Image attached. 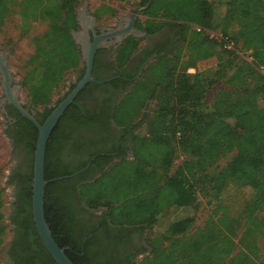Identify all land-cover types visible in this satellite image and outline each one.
Segmentation results:
<instances>
[{
	"label": "trees",
	"instance_id": "obj_1",
	"mask_svg": "<svg viewBox=\"0 0 264 264\" xmlns=\"http://www.w3.org/2000/svg\"><path fill=\"white\" fill-rule=\"evenodd\" d=\"M146 1L139 0L136 5L143 6ZM76 2L0 0V26L13 6L18 7L22 18L46 22L45 29L32 37L33 50L19 82L25 87L28 109L41 107L40 118L34 116L38 123L74 85L70 83L52 106L47 105L51 89L59 85L66 72L80 64L79 50L70 34L78 27ZM101 10L113 12L108 5H101ZM135 14V28L144 33L172 26L174 46L166 52L156 51L138 77L131 80L129 90L117 102H111L107 117L116 126L125 130L129 127L127 149L131 158L120 157L104 169L99 167L98 176L80 182L84 179L80 180L81 175L88 170L84 168L86 163L90 160L91 165L106 157L107 152L89 153L73 168L59 161L63 139L67 140L62 137L64 125L80 124L85 117L75 102L82 89L57 119L45 144L43 177L73 175L44 185L43 217L51 237L58 247L64 248L72 264H99L87 250L82 232L77 238L71 235V205L77 201L82 208H101L104 228L113 226L118 234L138 230L143 235L149 250L129 264H259L255 261V242L259 237L264 242V215H257L264 209V106L259 104L260 99L264 100V0H150ZM139 41L141 38L132 35L121 41L113 53L115 70L119 72L108 77L122 76ZM225 43H230L231 48L227 49ZM239 45L249 51L248 60L236 53ZM212 56L216 60L213 70L197 68L198 62ZM94 61L95 56L93 67ZM93 67L94 78L104 79L94 74ZM190 68L192 72L188 71ZM82 72L83 67L77 79ZM118 79L114 77L100 85L86 83L84 88H100ZM148 100L149 112H142ZM20 118L26 125L28 166L20 199L12 206L27 211L31 222L30 183L36 129L24 117ZM177 157L180 160L170 172ZM222 159L224 162L219 165ZM75 182L78 184L73 186ZM230 185L250 189L237 217L244 225L238 243L246 250L232 253L233 228L224 234L213 222L185 235L194 220L192 215L171 221L159 233L144 236L166 208L195 210L198 196L210 204ZM2 203L0 188V245L6 228ZM237 219L232 222L238 223ZM7 221V225L15 223L11 216ZM36 240V247L21 251L16 264H55ZM38 247L44 250H36ZM108 253L103 251L102 255Z\"/></svg>",
	"mask_w": 264,
	"mask_h": 264
},
{
	"label": "flooded vegetation",
	"instance_id": "obj_2",
	"mask_svg": "<svg viewBox=\"0 0 264 264\" xmlns=\"http://www.w3.org/2000/svg\"><path fill=\"white\" fill-rule=\"evenodd\" d=\"M134 15L136 17L135 13ZM133 26L135 28V22ZM107 29L106 27H95V33H100ZM175 39V29L170 25H164L153 33H144L141 37V44L126 61L124 70L121 72L123 73L121 74L122 76L114 75L120 77V79L100 88L93 86L83 87L82 92L76 97V106L82 110L81 113L85 117L83 118L84 120L81 119L80 124L66 123L64 125L66 127L63 129L62 137L65 136L67 140L62 138L60 163L73 168L81 160H84L89 153L96 150H107L106 157L98 158L91 165L88 163L86 166L88 170L85 174L81 175L80 180L84 179L80 182L90 180L87 178L91 176H98L99 167L104 169L112 161L118 160L120 157L131 158V152L127 149L129 143L128 137L130 136L127 133L129 127L125 130L123 127L116 126L107 117L111 102H117L129 90L132 85L131 80L138 77L139 74L136 77V73L138 70L141 71L145 64L142 67L141 65L146 60L151 59L156 51L161 53L172 49ZM121 41L119 43L110 42L95 51L93 67L95 75L107 78L110 73L119 72L115 70L113 53ZM80 68H77L75 78L71 83L76 81ZM22 105L25 104L22 103ZM150 106L151 100H148L141 111L149 112ZM18 114L10 104L5 102L0 105V116L4 121L3 135L10 141L12 155L15 160V163L9 167L4 180L5 184L9 186L11 196L7 218L13 217L15 223H9L8 238L0 245V257L3 264H16L21 251L30 250L29 246L36 247V238H38L31 216L30 220L32 223L27 219V211L16 207L14 204L12 206V202L20 199V194L24 187L23 174L28 166L26 159V125L21 120L20 114ZM33 115L40 118V111L33 110ZM5 130L7 131L6 133H4ZM108 159H111V161ZM8 179H11L9 183ZM77 184L78 182H75L73 186ZM76 203L77 201H73L71 205L73 206L71 212L72 220L70 222L71 235L77 238L80 232H82L84 236L83 241L87 240V250L91 256L98 260L99 264H129L130 260H135L149 250L143 235L138 230H127L118 234V230L113 226L104 228L100 215L101 208H82ZM32 250H35V248ZM36 250L44 249L38 247ZM103 251L109 252L108 255L103 256ZM97 254H101V256Z\"/></svg>",
	"mask_w": 264,
	"mask_h": 264
},
{
	"label": "rangeland",
	"instance_id": "obj_3",
	"mask_svg": "<svg viewBox=\"0 0 264 264\" xmlns=\"http://www.w3.org/2000/svg\"><path fill=\"white\" fill-rule=\"evenodd\" d=\"M83 1L86 2V12L93 15L95 18V26L99 28H110L112 27L120 15H124L127 10L132 6L136 5L138 0H77L75 9L79 10L82 6ZM101 5H108L113 8V12L100 11ZM46 26L45 21L32 20L22 18L18 13V7H11L5 14L2 24L0 26V49L7 53L8 68L14 77L16 83L20 82L26 68L25 61L32 53L33 43L32 37L41 33ZM141 44V41L138 43ZM246 43L243 44L245 48ZM240 45L235 49L236 53L241 55L244 60L249 59V51L244 50ZM215 57L212 56L206 60L198 62L197 68L203 70H213L215 67ZM78 67H81V61ZM78 69H73L65 73L63 80L57 87L51 89L49 94V103L53 104L57 98H59L66 90L67 86L74 80ZM192 72L193 69H188ZM2 97V90L0 88V99ZM18 98L21 103L28 105L25 95V87L20 86L18 92ZM260 106H264V100H259ZM34 110H41V107H37ZM137 117V116H136ZM4 121L0 116V188H2V214L3 223L6 225L3 234V241L8 238L9 235V224L7 225V214L9 211V204L11 200L9 186L5 184V176L10 166L15 163L12 155V149L10 141L3 135ZM180 157H177L172 165L170 172L179 162ZM224 159L218 162L222 165ZM250 196V189L248 187H236L228 186L218 197V199L212 201L210 204L207 203L206 198L198 196V205L195 210L189 207H168L158 217L156 223L145 232V237L152 236L153 234L159 233L165 229L167 224L171 221L179 219L184 216L192 215L194 220L191 227H189L185 235H192L198 232L199 229L204 227L210 222L216 223L217 228L220 232L226 234L230 227L233 228L235 234L232 237L234 245L232 246V253L237 250H246L242 248L238 239L244 229V225L241 220L237 217L240 213L241 202ZM258 216L264 215V209L257 213ZM238 220V223L232 222L234 219ZM220 245V243H219ZM256 247V262L264 264V242L259 237L255 242ZM206 250V249H205ZM139 258V257H137ZM0 264L3 261L0 257Z\"/></svg>",
	"mask_w": 264,
	"mask_h": 264
},
{
	"label": "water",
	"instance_id": "obj_4",
	"mask_svg": "<svg viewBox=\"0 0 264 264\" xmlns=\"http://www.w3.org/2000/svg\"><path fill=\"white\" fill-rule=\"evenodd\" d=\"M149 1L150 0H147L143 6L132 5L124 15L119 16L112 27L100 33H95V18L93 15L86 12L85 1H83L79 10L74 8L75 19L78 27L76 30H72L70 34L75 45L78 47L79 60L81 61L83 72L81 76L74 82L73 87L53 106L49 114L41 123H38L34 118L33 109H28L29 105L23 106L19 100L18 92L20 85L19 83L15 82L14 77L8 68L7 53L0 49V88L2 90L0 105L4 104L5 102L10 104L20 114V116L32 123L36 129V138L34 141L31 167L30 212L35 232L44 249L53 259L55 264L72 263L64 254V248L58 247L53 241L48 226L44 220L43 190L44 185L47 182L69 177L73 174L58 176L51 179H44L43 160L46 140L57 119L86 83L102 84L116 77L111 76L102 80H96L94 78L92 75V67L95 51L100 47L106 46L110 42L119 43L128 35L141 38L144 35V32L134 28V13L136 11L143 10ZM147 61L148 60H146L141 65V67ZM139 72L140 70H138L136 73V77ZM88 163L89 162L86 163L84 168L88 165Z\"/></svg>",
	"mask_w": 264,
	"mask_h": 264
},
{
	"label": "built area",
	"instance_id": "obj_5",
	"mask_svg": "<svg viewBox=\"0 0 264 264\" xmlns=\"http://www.w3.org/2000/svg\"><path fill=\"white\" fill-rule=\"evenodd\" d=\"M224 46H225L227 49H230L232 45H231L230 43H225Z\"/></svg>",
	"mask_w": 264,
	"mask_h": 264
}]
</instances>
